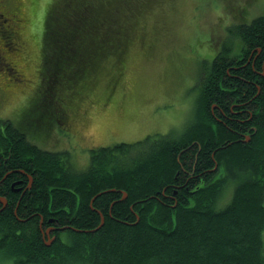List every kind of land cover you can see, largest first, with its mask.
<instances>
[{
	"label": "trees",
	"instance_id": "obj_1",
	"mask_svg": "<svg viewBox=\"0 0 264 264\" xmlns=\"http://www.w3.org/2000/svg\"><path fill=\"white\" fill-rule=\"evenodd\" d=\"M71 1L44 8L43 80L58 66L47 75L50 88L58 83L44 113L51 122L75 106L104 58L120 60L135 41L133 26L122 28L109 9L135 18L164 0ZM40 2L30 0L35 11ZM65 10L83 17L62 24ZM240 13L203 62L193 122L178 136L92 148L88 168L78 171L70 153L33 141L45 127L31 138L22 126L0 130V248L15 264H264V14L250 21L247 9ZM95 18L101 31H87ZM19 31H3L9 48L24 40ZM67 83L73 97L57 103ZM28 96L45 107L40 94Z\"/></svg>",
	"mask_w": 264,
	"mask_h": 264
},
{
	"label": "rangeland",
	"instance_id": "obj_2",
	"mask_svg": "<svg viewBox=\"0 0 264 264\" xmlns=\"http://www.w3.org/2000/svg\"><path fill=\"white\" fill-rule=\"evenodd\" d=\"M50 1L37 0L40 2L36 3L38 14L30 0H3L1 4L8 21L5 22L0 12V40L4 30H11V24L14 26L13 35L20 30L19 35L24 40L19 46L15 44L18 50L11 52V66L4 65L11 67L14 75H19V86L8 85L7 75L0 78V85L9 89L10 93L1 95L0 120H13L19 127L27 128L30 138L45 127L47 134L42 137L37 134L33 141L54 153L70 152L72 164L78 171L88 168L91 148L144 143L147 137H151L150 141L144 143L146 145L158 142L160 136H178L184 132L194 119L199 96L196 85L202 77L203 62L212 60L211 52L222 48L227 41L229 27L241 22V11L248 10L250 21L264 14V0H164L159 8V1L152 5L151 13L135 18L120 14L122 12L116 8L109 9L122 18L119 20L122 28L125 25L129 28L133 26L136 38L120 60L114 59V56L103 59L102 66L105 68L98 78L87 88L78 91L69 116L58 119L63 121L68 117L67 124L75 128L74 138L70 140L62 132L61 124L58 132L56 122L46 127L48 118L41 116L42 105L28 96L40 94V98L43 97L48 103L49 93L52 95V90L58 85L56 83L49 91L47 73L43 82V69L37 65L44 55L47 57L41 40L44 36V8L51 7ZM100 2L105 3V0H94V3ZM79 3L72 0L69 5L82 7ZM154 12H157L156 15L152 14ZM59 14L62 24H76L83 17L68 10ZM16 17L22 21L18 22ZM96 20L100 22L98 18L93 23L90 21L87 31H101L95 27ZM76 28L71 25L75 32ZM77 30L80 31V28ZM142 43L144 46H141ZM58 61L61 62V58ZM52 64L54 67L47 70L49 75L58 71L57 64ZM93 73L95 75L96 72ZM115 77L118 84L109 95L107 89ZM55 80L54 77L51 81ZM61 83H65V78ZM69 84L58 90L59 95L55 96L54 101L58 103L59 99L69 100L73 97L69 96L72 90L68 89L71 92L67 93ZM67 235V232L62 233L65 240H68ZM0 264H15L13 258L1 248Z\"/></svg>",
	"mask_w": 264,
	"mask_h": 264
},
{
	"label": "flooded vegetation",
	"instance_id": "obj_3",
	"mask_svg": "<svg viewBox=\"0 0 264 264\" xmlns=\"http://www.w3.org/2000/svg\"><path fill=\"white\" fill-rule=\"evenodd\" d=\"M3 3V0H0V12H1V15L3 16V17H5V22H7L8 21V17L5 15V13L2 11L3 10V6L1 5ZM18 22H21V20L20 19H18L17 20ZM10 29H11V33L12 34H14L15 32L13 31L14 30V26H13V24H11V27H10ZM1 37H2V40H0V56H2L1 58H0V66L2 65V69L0 68V72L1 71H4V72H7L8 74H11V72H10V69H11V67L10 68H6L5 66H11V57H12V53L11 52H13V51H17L18 50V48L16 47V46H14L13 48H9V46L7 45V44H5L3 41H4V39H3V36L1 35ZM23 39V38H22ZM23 43V41H21V42H18L17 43V45L19 46V45H21ZM16 44V43H15ZM5 65V66H4ZM109 95H111V93L109 94ZM46 112V111H45ZM67 114H63L62 115V117H65ZM50 119H51V117H49ZM68 118V117H67ZM67 118H65L64 120H63V122L61 123V126H63V130H64V134L66 135V136H68V137H70V140L72 139V137L74 138V132L76 131L75 130V128L74 127H72V125H68L67 124ZM50 236V235H49ZM48 236V237H49ZM52 236V235H51ZM51 239V241L53 240V242L55 241V237H50ZM52 242V243H53Z\"/></svg>",
	"mask_w": 264,
	"mask_h": 264
},
{
	"label": "water",
	"instance_id": "obj_4",
	"mask_svg": "<svg viewBox=\"0 0 264 264\" xmlns=\"http://www.w3.org/2000/svg\"><path fill=\"white\" fill-rule=\"evenodd\" d=\"M248 140H249V138H248ZM50 230H51V229H50ZM50 230H49V231H50ZM49 231H48V233H49ZM53 240H54V239H53ZM53 240H52V241L50 240V244L53 242Z\"/></svg>",
	"mask_w": 264,
	"mask_h": 264
}]
</instances>
